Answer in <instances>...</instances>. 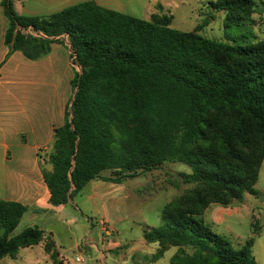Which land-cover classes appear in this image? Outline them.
Here are the masks:
<instances>
[{"label": "trees", "instance_id": "trees-1", "mask_svg": "<svg viewBox=\"0 0 264 264\" xmlns=\"http://www.w3.org/2000/svg\"><path fill=\"white\" fill-rule=\"evenodd\" d=\"M2 6L10 53L38 60L66 36L79 68L66 122L54 131L52 170L43 172L52 206L68 205L92 181L121 184L184 163L192 173L179 178L193 187L162 209L163 225L144 228L145 240L159 244L152 260L176 248L170 264H258L256 223L254 235L237 246L204 217L212 206L243 203L246 194L262 197L256 185L264 165V39L227 44L175 30L172 17L143 21L94 2L47 18L19 16L12 0ZM213 6L239 26L255 2ZM106 171L113 176L105 178ZM25 213L19 203L0 201V259L45 242L54 264H62L43 230L11 237Z\"/></svg>", "mask_w": 264, "mask_h": 264}, {"label": "crops", "instance_id": "crops-1", "mask_svg": "<svg viewBox=\"0 0 264 264\" xmlns=\"http://www.w3.org/2000/svg\"><path fill=\"white\" fill-rule=\"evenodd\" d=\"M2 1L0 0V201L15 202L26 207L19 226L23 222L28 225L11 237L29 228H39L51 238L59 260L69 263L65 252L81 248L83 241L86 247L89 246L82 233L83 220L76 216L81 213L80 203L74 199L68 205L52 206L51 193L43 172L52 170L49 154L54 143V131L66 122V114L75 94L73 80L79 68L73 64L72 50L66 36L51 45L49 55L38 60H30L19 51L10 53V48L5 43L9 20ZM86 2H94L102 8L121 14H125L131 3L130 0H12V5L19 16L47 18ZM122 185L123 183L92 181L85 187L88 190L84 188L80 194L84 196V201L92 204L93 211L101 216L99 225L103 220L109 226L110 232L105 234L100 225L102 246L106 243L114 245L117 250L124 248L125 264H160L169 253H172V260L177 252L176 248H171L161 259L152 260L159 244L148 243L145 236L139 241L130 242V245H119L116 239L109 242L110 237L120 235L111 214L119 216L124 207L127 195L114 192ZM234 205L212 206L205 214V222L212 229L216 225L225 228L227 218H232L240 210L233 208ZM208 216L212 222L208 221ZM121 220L122 218H118L117 222ZM85 222L92 230L93 221L86 218ZM254 223L258 225L259 233L255 235L253 253L258 264H264V222L260 224L254 217ZM64 235L69 240L66 238L68 243L62 245ZM253 235L254 233L251 237ZM222 236L233 241L228 235ZM234 243L237 246L244 244L238 240ZM41 255L45 264H54L45 251L44 242L21 249L15 258L0 259V264H41L38 260ZM105 258L106 253L102 252L100 259Z\"/></svg>", "mask_w": 264, "mask_h": 264}, {"label": "rangeland", "instance_id": "rangeland-1", "mask_svg": "<svg viewBox=\"0 0 264 264\" xmlns=\"http://www.w3.org/2000/svg\"><path fill=\"white\" fill-rule=\"evenodd\" d=\"M130 1L128 9L124 12L126 15L143 21H150L155 15L172 17L171 28L178 31H198L199 34L208 39L241 46L249 44L250 41L264 39V0H254L255 8L250 14V21L248 20L245 25L239 26L228 25L226 22L227 14L214 8L213 4L220 0ZM180 173L190 174L192 173V168L184 163H167L159 168L139 173L135 178L124 181L122 186L115 189L114 192L123 193L127 195V198L119 216H112L111 214V218H115L114 221L117 223V230L120 231V235L118 237H110L109 242L112 243L116 239L119 245H130V242L139 241L143 238L145 225L150 227L163 225L161 218L162 209L172 200L182 196L193 187L192 185L184 184L180 180ZM112 174L111 171H106L103 176L109 178L113 176ZM256 188L260 192H264V165L261 168ZM263 192L261 198L246 194L243 203H236L233 206V208H239L240 210L232 218H227L225 228L224 226L216 225L213 227L214 232L219 235H228L234 242L238 240L244 243L248 240L255 230L253 225L254 217L259 220L260 224L264 222ZM80 194L74 198L80 203L79 207L81 209L80 215L76 216L83 220L82 233L90 247H86L83 241L81 248L64 253L69 259V263L62 260L60 262L62 264H79L76 261L78 256L85 260L84 264H125L126 260L123 258L124 248L117 250L114 245L106 243L102 246L100 240L102 233L99 225L101 216L93 211L92 204L84 201V196ZM86 218L93 221L94 227L92 230L85 222ZM118 218H122V220L117 222ZM208 221L212 222L210 216H208ZM27 225L26 222H23L13 235L25 229ZM66 238L69 240L64 235L62 245L68 243ZM102 252L106 253L105 260L100 259ZM171 257L172 253H169L161 260L160 264H170ZM38 260L41 264H45L43 255L39 256Z\"/></svg>", "mask_w": 264, "mask_h": 264}, {"label": "built area", "instance_id": "built-area-1", "mask_svg": "<svg viewBox=\"0 0 264 264\" xmlns=\"http://www.w3.org/2000/svg\"><path fill=\"white\" fill-rule=\"evenodd\" d=\"M25 32L28 33V34L29 33H32L31 28L27 29ZM100 225H101V227H102V229H103V231H104L105 234H107L108 232H110L109 226L106 224L105 221L102 220L100 222ZM76 261L79 264H84L85 263V260L83 258H81V257H77L76 258Z\"/></svg>", "mask_w": 264, "mask_h": 264}]
</instances>
